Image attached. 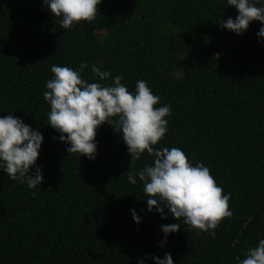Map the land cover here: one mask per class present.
Masks as SVG:
<instances>
[{
	"label": "trees",
	"instance_id": "16d2710c",
	"mask_svg": "<svg viewBox=\"0 0 264 264\" xmlns=\"http://www.w3.org/2000/svg\"><path fill=\"white\" fill-rule=\"evenodd\" d=\"M237 15L227 0H102L95 20L68 30L43 0H0V116L44 137L39 187L0 171V264H153L165 252L173 264H237L264 238V38L259 21L243 35L220 26ZM81 63L89 83L98 82L95 65L129 91L147 81L171 106L169 131L154 148H181L230 195L233 215L215 235L147 211L142 182L130 184L127 173L153 158L145 152L131 169L114 126L97 129L95 159L66 151L47 125L44 85L53 64ZM176 222L181 229L160 247L161 225Z\"/></svg>",
	"mask_w": 264,
	"mask_h": 264
},
{
	"label": "clouds",
	"instance_id": "9594fccd",
	"mask_svg": "<svg viewBox=\"0 0 264 264\" xmlns=\"http://www.w3.org/2000/svg\"><path fill=\"white\" fill-rule=\"evenodd\" d=\"M101 3L102 0H43V6L60 18V26L68 30L82 21L95 20ZM227 4L238 15L223 21L220 25L223 29L243 35L253 21H259L257 36L264 38V0H227ZM258 42L264 40L258 39ZM87 67L85 63L77 69L53 64L52 78L44 85L47 90L43 98L50 106L47 125L59 134L60 142L69 145L66 151L79 154V158L95 159L97 129L105 123L114 126L127 146L131 169L136 168V162L145 152L153 158L151 164L145 163L127 173L130 184L142 182L147 211H155L161 219L170 215L192 230L215 235L220 222L233 215L230 195L224 193L208 167L202 162L193 164L181 148H154L169 131L167 118L171 115V106L160 105V96L153 93L147 81L137 80L135 91H129L121 76H112L95 65L91 66V72L98 82L89 83L82 78V70ZM109 79L111 83H101ZM43 138L40 130L33 129L21 118L11 114L0 116V171L29 190L39 187L43 175L37 160ZM34 166V172L30 173ZM130 212L139 225L141 217L135 209ZM179 229L177 222L161 225L164 239L160 247ZM150 259L153 264H173L168 252L163 258L151 256ZM138 264H146V260L138 259ZM237 264H264V238L249 247L243 259L237 257Z\"/></svg>",
	"mask_w": 264,
	"mask_h": 264
}]
</instances>
